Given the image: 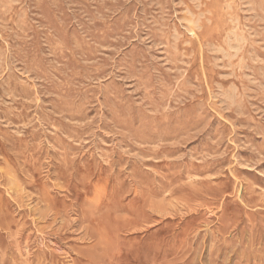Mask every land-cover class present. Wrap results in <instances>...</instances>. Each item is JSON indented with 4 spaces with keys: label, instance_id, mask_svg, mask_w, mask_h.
Masks as SVG:
<instances>
[{
    "label": "rangeland",
    "instance_id": "374dc122",
    "mask_svg": "<svg viewBox=\"0 0 264 264\" xmlns=\"http://www.w3.org/2000/svg\"><path fill=\"white\" fill-rule=\"evenodd\" d=\"M263 3L0 0V264H264Z\"/></svg>",
    "mask_w": 264,
    "mask_h": 264
},
{
    "label": "bare ground",
    "instance_id": "6f19581e",
    "mask_svg": "<svg viewBox=\"0 0 264 264\" xmlns=\"http://www.w3.org/2000/svg\"><path fill=\"white\" fill-rule=\"evenodd\" d=\"M16 1H17V0H16ZM250 1H251V0H250ZM10 2H11V1H10ZM10 2H9V4H10ZM11 3H12V2H11ZM14 3H15V2H14ZM16 3H17V2H16ZM229 4H230V3H229ZM263 4H264V3H263ZM163 5H164V4H163ZM255 6H256V5H255ZM257 6H258V5H257ZM257 6H256V7H257ZM1 7H2V4H1ZM1 7H0V8H1ZM7 7H8V6H7ZM256 7H255V8H256ZM232 8H233V7H232ZM260 9H261V8H260ZM0 10H2V9H0ZM232 10H233V9H232ZM232 10H231V11H232ZM256 10H257V9H256ZM4 12H5V11H4ZM0 13H1V11H0ZM6 14H7V13H6ZM6 14H5V15H6ZM0 15H2V14H0ZM20 15H21V14H20ZM257 15H258V14H257ZM23 16H24V15H23ZM23 16H22V17H23ZM194 16H195V15H194ZM194 16H193V17H194ZM223 17H225V16H223ZM3 18L5 19V16H4ZM3 18H2V19H3ZM18 18H19V17H18ZM257 18H259V17H257ZM19 19H20V18H19ZM198 19H199V21H200V18H198ZM198 19H197V20H198ZM263 19H264V18H263ZM197 20H195V22H196ZM236 20H237V19H236ZM236 20H235V21H236ZM259 20H260V19H259ZM0 21H1V20H0ZM4 21H5V20H4ZM161 21H162V20H161ZM166 21H167V20H166ZM235 21H234V22H235ZM238 21H239V20H238ZM5 22H6V21H5ZM7 22H8V20H7ZM7 22H6V23H7ZM195 22H194V23H195ZM162 23H163V22H162ZM188 23H191V22H188ZM194 23L192 22L191 24H194ZM199 23H200V22H199ZM18 24H19V23H18ZM22 24H23V22H22ZM164 24H165V23H164ZM24 25H25V24H24ZM158 25H159V24H158ZM200 25H201V24H200ZM200 25H199V26H200ZM20 26H21V25H20ZM189 26H190V25H189ZM195 26H196V24H195ZM197 26H198V25H197ZM197 26H196V28H197ZM241 26H242V25H241ZM17 27H19V26H17ZM24 27H25V26H24ZM30 27H31V26H30ZM30 27H29V28H30ZM169 27H170V26H169ZM169 27H168V28H169ZM238 27H239V26H238ZM3 28H4V27H3ZM8 28H9V27H8ZM21 28H22V27H21ZM21 28H20V29H21ZM164 28H165V27H163V29H164ZM10 29H11V28H10ZM23 29H24V28H23ZM25 29H26V28H25ZM186 29H187V28H186ZM5 30H6V29H5ZM21 30H22V29H21ZM187 30H188V29H187ZM198 30H199V29H198ZM245 30H246V29H245ZM22 31H23V30H22ZM14 32H15V31H14ZM14 32H13V33H14ZM27 32H28V31H27ZM159 32H160V31H159ZM166 32H167V31H166ZM189 32H190V31H189ZM165 34H166V33H165ZM234 34H235V33H234ZM252 34H253V33H252ZM19 35H20V33H19ZM172 35H173V34H172ZM183 35H184V34H183ZM22 36H23V35H22ZM25 36H26V35H25ZM250 36H251V33H250ZM65 37H67V36H65ZM171 37H172V36H171ZM193 37H194V36H193ZM228 37H229V35H228ZM52 38H53V37H52ZM55 38H56V37H55ZM242 38H243V37H242ZM168 39H169V37H168ZM230 39H232V38H230ZM244 39H245V38H244ZM65 40H66V39H65ZM236 40H237V39H236ZM240 40H241V39H240ZM172 41H173V40H172ZM187 41H188V40H187ZM241 41H242V40H241ZM62 42H63V40H62ZM165 42H166V41H165ZM168 42H169V41H168ZM228 42H230V41H228ZM243 42H244V41H243ZM257 42H258V41H257ZM11 43H12V42H11ZM52 43H53V42H52ZM171 43H172V42H171ZM258 43H259V42H258ZM200 44H201V43H200ZM207 44H208V41H207ZM213 44H214V43H213ZM0 45H1V44H0ZM12 45H13V44H12ZM54 45H55V44H54ZM80 45H81V43H80ZM82 45H83V44H82ZM87 45H88V44H87ZM203 45H204V44H203ZM236 45H238V44H236ZM206 46H207V45H206ZM211 46H212V45H211ZM220 46H221V45H220ZM233 46H234V45H233ZM252 46H253V45H252ZM65 47H66V46H65ZM87 47H89V46H87ZM167 47H168V46H167ZM216 47H218V46L216 45ZM5 48H6V47H5ZM81 48H82V47H81ZM89 48H90V47H89ZM89 48H87V49H89ZM219 48H220V47H219ZM219 48H218V49H219ZM230 48H231V47H230ZM232 48H233V47H232ZM232 48H231V49H232ZM253 48H254V47H253ZM261 48H262V47H261ZM54 49H55V47H54ZM57 49H58V48H57ZM61 49H62V48H61ZM72 49H73V48H72ZM91 49H92V47H91ZM166 49H167V48H166ZM168 49H169V47H168ZM168 49H167V50H168ZM216 49H217V48H216ZM222 49H223V48H222ZM233 49H234V48H233ZM241 49H242V48H241ZM63 50H64V49H63ZM89 50H90V49H89ZM235 50H236V49H235ZM59 51H60V49H59ZM68 51H69V50H68ZM169 51H171V50L169 49ZM178 51H179V50H178ZM183 51H184V50H183ZM222 51H223V50H222ZM252 51H253V50H252ZM256 51H257V50H256ZM256 51H255V53H256ZM91 52H92V51H91ZM171 52H172V51H171ZM217 52H218V51H217ZM238 52H240V51H238ZM238 52H237V53H238ZM71 53H72V52H71ZM62 54H63V53H62ZM68 54H69V53H68ZM173 54H175V53H173ZM209 54H210V53H209ZM234 54H235V53H234ZM250 54H251V53H250ZM258 54H259V53H258ZM69 55H70V54H69ZM235 55H236V54H235ZM235 55H234V56H235ZM64 56H65V55H64ZM172 56H173V55H172ZM182 56H183V55H182ZM223 56H224V55H223ZM242 56H243V55H242ZM256 56H257V53H256ZM36 57H37V55H36ZM36 57H35V58H36ZM227 57H229V56H227ZM227 57H226V58H227ZM260 57H261V56H260ZM170 58H171V57H170ZM173 58H174V57H173ZM223 58H224V57H223ZM33 59H34V58H33ZM38 59H40V57H39ZM255 59H256V58H255ZM257 59H259V58H257ZM260 59H261V58H260ZM262 59H263V58H262ZM41 60H42V59H40L39 61H41ZM74 60H75V59H74ZM32 61H33V60H32ZM32 61H31V62H32ZM243 61H245V60H243ZM260 61H261V60H260ZM33 62H34V61H33ZM76 62H77V61H76ZM241 62H242V61H240V63H241ZM255 62H256V61H255ZM257 62H258V60H257ZM6 63H7V62H6ZM180 63H181V62H180ZM244 63H245V62H244ZM230 64H231V63H230ZM245 64H246V63H245ZM37 65H38V64H37ZM39 65H40V64H39ZM44 65H45V64H44ZM171 65H173V64H171ZM231 65H232V64H231ZM242 65H243V64H242ZM247 65H248V64H247ZM181 66H182V65H181ZM181 66H180V67H181ZM239 66H240V65H239ZM4 67H5V66H4ZM6 67H7V66H6ZM39 67H40V66H39ZM260 67L262 68L263 66H260ZM2 68H3V67H2ZM40 68H41V67H40ZM40 68H39V69H40ZM47 68H48V67H47ZM175 68H176V67H175ZM178 68H179V67H178ZM7 69H8V68H7ZM49 69H50V68H49ZM1 71H3V70H1ZM43 71H44V70H43ZM48 71H49V70H48ZM41 72H42V70H41ZM78 72H79V71H78ZM188 74H189V73H188ZM251 74H253V73H251ZM263 74H264V72H263ZM13 75H14V74H13ZM43 75H44V74H43ZM49 75H50V74H49ZM78 75H79V73H78ZM246 75H247V73H246ZM2 76H3V75H2ZM247 76H248V75H247ZM247 76H245V78H246ZM263 76H264V75H263ZM10 77H11V76H10ZM12 77H13V76H12ZM172 77H173V76H172ZM254 77H255V76H254ZM46 78H47V77H46ZM48 78H49V77H48ZM166 78H167V77H166ZM189 78H190V77H189ZM248 78H249V77H248ZM6 79H7V77H6ZM15 79H17V78H15ZM141 79H142V78H141ZM141 79H140V80H141ZM184 79H185V78H184ZM68 80H69V79H68ZM167 80H168V79H167ZM173 80H174V79H173ZM190 80H192V79H190ZM243 80H244V79H243ZM252 80H254V79H252ZM252 80H251V81H252ZM257 80H258V78H257ZM5 81H6V80H5ZM5 81H3L2 83H4ZM15 81H16V80H15ZM144 81H145V80H144ZM181 81H182V80H181ZM10 82H11V81H10ZM63 82H64V81H62V83H63ZM65 82H66V81H65ZM65 82H64V83H65ZM178 82H180V81H178ZM194 82H195V81H194ZM8 83H9V82H8ZM57 83H58V82H57ZM112 83H113V82H112ZM149 84H150V81H149ZM153 84H154V83H153ZM11 85H12V83H11ZM26 85H27V83H26ZM60 85H61V84H60ZM66 85H67V84H66ZM181 85H182V84H181ZM67 86H68V85H67ZM160 86H161V85H160ZM165 86H166V85H165ZM178 86H180V85H178ZM230 86H233V85H230ZM236 86H238V85H236ZM236 86H235V87H236ZM6 87H7V86H6ZM10 87H11V86H10ZM144 87H146V86H144ZM56 88H58V87H56ZM71 88H73V87H71ZM146 88H147V87H146ZM146 88H145V89H146ZM167 88H168V87H167ZM172 88H173V87H172ZM172 88H171V89H172ZM193 88H194V87H193ZM220 88H221V87H220ZM228 88H230V87H228ZM64 89H65V88H64ZM68 89H69V88H68ZM105 89H106V88H105ZM151 89H152V88H151ZM162 89H163V88H162ZM169 89H170V88H169ZM173 89H175V88H173ZM223 89H224V88H223ZM235 89H236V88H235ZM241 89H242V88H241ZM14 90H15V89H14ZM55 90H56V89H55ZM59 90H61V88H60ZM195 90H196V89H195ZM233 90H234V89H233ZM263 90H264V89H263ZM18 91H19V90H18ZM67 91H68V90H67ZM172 91H173V90H171V93H172ZM186 91H187V89H186ZM190 91H191V90H190ZM219 91H220V90H219ZM227 91H228V90H227ZM22 92H23V91H22ZM149 92H150V91H149ZM160 92H161V90H160ZM165 92H166V91H165ZM168 92H169V91H168ZM223 92H224V91H223ZM225 92H226V91H225ZM225 92H224V93H225ZM235 92H236V90H235ZM4 93H5V92H4ZM19 93H20V92H19ZM60 93H62V91H61ZM107 93H108V92H107ZM107 93H106V95H108ZM116 93H117V92H116ZM151 93H152V92H151ZM151 93H150V94H151ZM161 93H162V92H161ZM169 93H170V92H169ZM173 93H174V92H173ZM181 93H182V92H181ZM194 93H195V92H194ZM216 93H217V92H216ZM224 93H223V94H224ZM228 93H230V92L228 91ZM232 93H233V92H232ZM1 94H2V93H1ZM5 94H6V93H5ZM13 94H15V93H13ZM118 94H119V93H118ZM150 94H149V95H150ZM157 94H158V93H157ZM11 95H12V93H11ZM25 95H26V94H25ZM66 95H68V94L66 93ZM110 95H111V94H110ZM110 95H109V96H110ZM116 95H117V94H116ZM163 95H164V94H163ZM178 95H180V94H178ZM183 95H184V94H183ZM188 95H189V94H188ZM227 95H228V94H227ZM230 95H231V94H230ZM230 95H229V96H230ZM234 95H236V94L234 93ZM239 95H241V94L239 93ZM19 96L21 97L22 95L19 94ZM109 96H107V97H109ZM173 96H174V95H173ZM195 96H196V95H195ZM242 96H244V95H242ZM26 97H27V95H26ZM113 97H114V96H113ZM113 97H112V98H113ZM115 97H116V96H115ZM149 97H150V96H149ZM159 97H160V96H159ZM161 97H162V96H161ZM179 97H181V96H179ZM235 97H238V98H239L238 94H237V96H235ZM16 98H18V97H16ZM23 98H24V96H23ZM57 98H58V97H57ZM59 98H60V97H59ZM62 98H63V97H62ZM117 98H118V97H117ZM156 98H157V97H156ZM191 98H192V97H191ZM223 98H224V97H223ZM242 98H243V97H242ZM73 99H74V98H73ZM109 99H110V97H109ZM119 99H120V98H119ZM175 99H177V98H174V100H175ZM225 99L229 100V99H228V96H227V98H225ZM234 99H235V98H234ZM58 100H59V99H57V101H58ZM152 100H153V99H152ZM185 100H186V99H185ZM223 100H224V99H223ZM236 100H237V98H236ZM243 100H244V99H243ZM4 101H5V100H4ZM14 101H15V100H14ZM26 101H27V100H26ZM148 101H149V100H148ZM239 101L242 102V100H239ZM115 102H116V101H115ZM120 102H121V101H120ZM149 102H150V101H149ZM170 102H171V100H170ZM201 102H202V100H201ZM237 102H238V101H237ZM75 103H76V102H75ZM108 103H109V102H108ZM152 103H153V102H152ZM242 103H243V102H242ZM110 104H111V103H110ZM119 104H120V103H119ZM122 104H123V103H122ZM122 104H121V105H122ZM157 104H158V103H157ZM180 104H181V102H180ZM183 104H184V103H183ZM202 104H203V102H202ZM202 104H201V105H202ZM232 104H233V103H232ZM76 105H77V104H76ZM121 105H120L119 107H121ZM175 105H176V104H175ZM201 105H200V106H201ZM239 105H240V104H239ZM176 106H177V105H176ZM234 106H235V105H234ZM236 106H237V105H236ZM241 106H242V105H241ZM68 107H69V106H68ZM77 107H79V106H77ZM83 107H84V106H83ZM122 107H123V106H122ZM150 107H151V106H150ZM232 107H233V106H232ZM110 108H111V107H110ZM117 108H118V107H117ZM128 108H129V107H128ZM148 108H149V107H148ZM202 108H203V107H202ZM236 108H237V107H236ZM118 109H119V108H118ZM160 109H161V108H160ZM180 109H181V108H180ZM0 110H1V109H0ZM64 110H65V108H64ZM66 110H67V109H66ZM183 110H184V109H183ZM68 111H69V110H68ZM71 111H72V109H71ZM114 111H115V110H114ZM160 111H161V110H160ZM166 111H167V110H166ZM178 111H179V110H178ZM69 112H70V111H69ZM82 112H84V111L82 110ZM82 112H81V113H82ZM121 112H122V111H121ZM127 112H129V111H127ZM173 112H174V110H173ZM181 112H183V111L181 110ZM181 112H180V113H181ZM111 113H112V112H111ZM124 113H125V112H124ZM151 113H152V112H151ZM157 113H158V112H157ZM169 113H170V112H169ZM199 113H200V112H199ZM112 114H113V113H112ZM197 114H198V113H197ZM0 115H1V114H0ZM3 115H4V114H3ZM124 115H125V114H124ZM130 115H131V113H130ZM176 115H177V113H176ZM182 115H184V114H182ZM121 116H122V115H121ZM125 116H126V115H125ZM5 118H6V117H5ZM43 118H44V117H43ZM132 118H133V117H132ZM29 119H30V118H29ZM45 119H46V118H45ZM195 119H196V118H195ZM125 120H126V119H125ZM200 121H201V120H200ZM11 123H12V122H11ZM30 123H31V121H30ZM115 123H116V122H115ZM185 123H186V122H185ZM13 124H14V123H13ZM14 125L16 126V124H14ZM22 125H23V124H22ZM28 125H29V124H28ZM133 125H134V124H133ZM256 125H257V124H256ZM47 126H48V125H47ZM54 127H55V126H54ZM119 127H120V126H119ZM121 127H122V126H121ZM142 127H143V126H142ZM259 127H260V125H259ZM127 128H128V126H127ZM191 128H192V127H191ZM191 128H190V129H191ZM18 129H20V127H19ZM23 129H24V128H23ZM188 129H189V128H188ZM190 129H189V130H190ZM71 130L73 131V129H71ZM189 130H188V131H189ZM20 131H21V129H20ZM177 131H178V130H177ZM61 132H62V131H61ZM132 132H133V131H132ZM160 133H161V132H160ZM188 133H189V132H188ZM64 134H65V133H64ZM125 134H127V133H125ZM182 134H183V133H182ZM186 134H187V133H186ZM68 135H69V134H68ZM180 135H181V133H180ZM126 136H128V134H127ZM131 136H132V135H131ZM135 137H136V136H135ZM160 137H161V136H160ZM31 138H32V136H31ZM68 138H69V137H68ZM75 138H76V137H75ZM125 138H126V137H125ZM131 138H132V137H131ZM178 138H179V137H178ZM178 138H177V139H178ZM77 139H78V137H77ZM132 139H133V138H132ZM159 139H160V138H159ZM159 139H158V140H159ZM166 139H167V138H166ZM172 139H173V138H172ZM70 140H71V139H70ZM130 140H131V139H130ZM160 140H161V139H160ZM163 140H164V139H163ZM73 141H74V140H73ZM75 141H76V140H75ZM131 141H132V140H131ZM131 141H130V142H131ZM133 142H134V141H133ZM174 142H175V141H174ZM134 143H135V142H134ZM147 143H148V142H147ZM150 143H151V142H150ZM153 143H154V142H153ZM169 143H170V142H169ZM159 145H160V144H159ZM142 146H143V145H142ZM153 146H154V145H153ZM157 146H158V145H157ZM101 148H102V147H101ZM154 148H155V146H154ZM102 150H103V148H102ZM136 150H137V149H135V151H136ZM138 152H139V151H138ZM108 153H109V152H108ZM138 155H140V154H138ZM175 155H176V154H175ZM195 155H196V154H195ZM261 155H262V154H261ZM261 155H260V156H261ZM169 156H170V155H169ZM169 156H168V157H169ZM101 157H103V156H101ZM140 157H143V156H140ZM200 157H201V155H200ZM206 157H207V156H206ZM207 158H208V157H207ZM209 158H210V157H209ZM148 159H149V158H148ZM169 159H170V158H169ZM194 159H195V158H194ZM104 161H105V160H104ZM206 161H207V160H206ZM169 162H170V161H169ZM210 162H211V161H210ZM222 165H223V164H222ZM208 166H209V165H208ZM184 167H185V166H184ZM210 174H211V173H210ZM222 174H224V173H222ZM216 175H217V173H216ZM216 175H215V176H216ZM209 176H210V175H209ZM212 176H213V175H211V177H212ZM218 176H219V175H218ZM202 177H203V176H202ZM207 177H208V175H207ZM213 177H214V176H213ZM191 178H192V177H191ZM13 181H14V180H13ZM14 182H15V181H14ZM167 193H168V192H167ZM257 193H258V192H257ZM152 201H153V200H152ZM27 205H28V204H27ZM249 217H250V216H249ZM249 226H250V225H249ZM211 230H212V229H211ZM212 236H213V235H212ZM217 238H218V237H217ZM211 239H212V237H211ZM215 243H216V242H215ZM215 243H214V245H215ZM236 245H237V244H236ZM211 247H212V244H211ZM234 248H235V247H234ZM14 260H15V259H14ZM29 263H30V262H29Z\"/></svg>",
    "mask_w": 264,
    "mask_h": 264
}]
</instances>
